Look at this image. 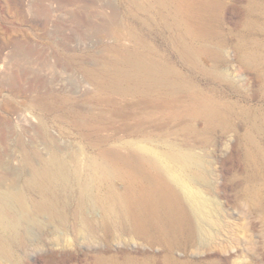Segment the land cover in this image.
Masks as SVG:
<instances>
[{
  "label": "rangeland",
  "instance_id": "rangeland-1",
  "mask_svg": "<svg viewBox=\"0 0 264 264\" xmlns=\"http://www.w3.org/2000/svg\"><path fill=\"white\" fill-rule=\"evenodd\" d=\"M150 1L132 8L126 0H0V175L19 183L33 205L48 195L57 203L36 220L14 214L16 221L0 223V264H264V0H219L207 42L217 53L195 59L180 44L184 24ZM186 44L203 42L186 37ZM109 47L144 53L146 64L174 81L154 97L196 90L221 101L223 118L141 105L151 96L129 86L111 102L97 100L78 63L101 67ZM78 116L85 126L74 123ZM20 137L29 154L38 152L37 167L60 155V180L29 187L38 175L20 165ZM170 145L202 159L213 201L199 230L185 200L193 233L173 239L114 215L106 200L125 182L102 179L121 159L151 157L142 146L164 152Z\"/></svg>",
  "mask_w": 264,
  "mask_h": 264
},
{
  "label": "bare ground",
  "instance_id": "bare-ground-1",
  "mask_svg": "<svg viewBox=\"0 0 264 264\" xmlns=\"http://www.w3.org/2000/svg\"><path fill=\"white\" fill-rule=\"evenodd\" d=\"M126 1L132 8L138 7L140 3V0ZM151 1L164 10L174 12L176 19L184 24V34L180 37V44L188 58L195 59L201 52L217 53L207 45V42L214 37L216 23L220 19L219 0ZM108 29L116 36L123 37L124 35L120 26L111 24ZM186 37L203 42V44L200 48L192 49L186 44ZM103 54V64L101 62L102 65L99 68L92 69L78 63L85 74L94 81L98 93L97 100L105 103L111 102L115 93H122L129 86L134 91H139V88H142L147 95L151 96L152 101H141L139 102L141 105L148 106L154 102L156 104H153L152 108L162 107L171 110L173 115L185 114L191 118L198 115H203L209 120L223 118L222 107L224 105L221 101L203 96L196 90L192 91L191 89V92L186 96H182L175 90H165L159 95L155 93L154 97V90L164 89L167 86L166 83L169 81L172 83L173 80L164 78L162 76L164 73H160L161 71L146 64L144 53L109 47ZM155 66L158 69L157 65ZM172 71L174 72L172 73ZM172 71L170 73L180 83L186 81L179 72ZM174 84L170 86H175L176 84ZM74 123L83 127L86 125V118L78 116ZM18 140L17 153H19L22 169L33 168L38 175V177H31L32 179L28 180L30 188L39 189L46 183L62 178L64 164L59 154L54 153L44 168L37 167L35 160L39 156L38 152L36 155L29 154L28 150L26 151L24 148L23 139L21 140L20 137ZM140 150L151 157L121 159L119 162L117 161L115 171L111 172L110 170L102 175V179L109 182L118 178L125 182L124 188L114 189L110 193L106 200L108 209L114 215L127 219L135 230L146 233V235L160 234L173 239L178 234L193 233L194 227L191 224L190 211L198 222V229L202 230L201 224H203V220L211 216L213 208V201L205 190L207 171L202 159L192 151L183 150L175 145H170L164 152H157L146 146H142ZM8 167L10 168V165ZM180 192L184 193L182 194L184 196ZM185 200L191 205L190 211L188 210L190 205L186 206ZM56 206L54 198L49 195L45 196L44 204H31L19 183L10 182L8 184L7 178L0 175V223L15 218V215L18 221L36 220L38 215L45 210L55 212ZM11 223L12 221L10 225ZM5 247V241L0 239V251L2 252Z\"/></svg>",
  "mask_w": 264,
  "mask_h": 264
}]
</instances>
